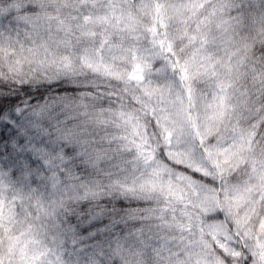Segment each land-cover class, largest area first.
I'll return each mask as SVG.
<instances>
[{
    "label": "snow or ice",
    "instance_id": "6c2138e0",
    "mask_svg": "<svg viewBox=\"0 0 264 264\" xmlns=\"http://www.w3.org/2000/svg\"><path fill=\"white\" fill-rule=\"evenodd\" d=\"M242 8L0 0V264H264V15Z\"/></svg>",
    "mask_w": 264,
    "mask_h": 264
},
{
    "label": "clouds",
    "instance_id": "9594fccd",
    "mask_svg": "<svg viewBox=\"0 0 264 264\" xmlns=\"http://www.w3.org/2000/svg\"><path fill=\"white\" fill-rule=\"evenodd\" d=\"M238 2L239 4L243 5L242 11L244 12L247 19V27L249 29L258 27V25L253 24L252 21L260 15H264V0H238ZM256 54L257 57L264 55V53L259 51V45L257 46ZM241 85L247 87L254 94V99L258 102V104L261 102V96L258 93V87L253 85V81L250 77L246 81H242ZM107 101V96L102 98V102L105 107L108 106ZM145 262L146 264H152V256L150 252L145 256ZM111 264H120L119 258L112 257Z\"/></svg>",
    "mask_w": 264,
    "mask_h": 264
}]
</instances>
